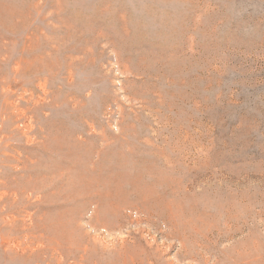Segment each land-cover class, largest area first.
I'll list each match as a JSON object with an SVG mask.
<instances>
[{
	"label": "rangeland",
	"instance_id": "1",
	"mask_svg": "<svg viewBox=\"0 0 264 264\" xmlns=\"http://www.w3.org/2000/svg\"><path fill=\"white\" fill-rule=\"evenodd\" d=\"M0 264H264V0H0Z\"/></svg>",
	"mask_w": 264,
	"mask_h": 264
}]
</instances>
